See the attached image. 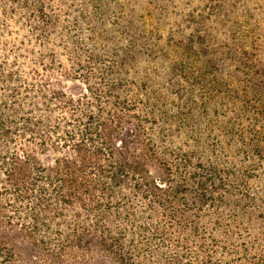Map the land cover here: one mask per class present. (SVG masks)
<instances>
[{
  "label": "trees",
  "instance_id": "trees-1",
  "mask_svg": "<svg viewBox=\"0 0 264 264\" xmlns=\"http://www.w3.org/2000/svg\"><path fill=\"white\" fill-rule=\"evenodd\" d=\"M10 1L35 18L41 39H49L54 20L42 1ZM106 46L109 65L78 73L76 81L86 87L77 97L46 80L38 89L27 85L21 99L0 93V264H19L21 258L26 264H63L58 260L73 252L104 255L118 264H131L128 254L144 253L153 264H191L180 251L197 238L200 220L213 217L204 212L217 208L227 179L188 155L170 160L174 127L181 132L192 118L184 111L190 98L177 95L168 102L146 91L136 99V83L114 74L128 70L136 49ZM91 75L99 81L93 83ZM0 84L13 86V75L0 72ZM226 239L231 252L242 250ZM169 248L174 254L160 261ZM199 253L203 259L194 264L213 259L211 251Z\"/></svg>",
  "mask_w": 264,
  "mask_h": 264
},
{
  "label": "rangeland",
  "instance_id": "rangeland-1",
  "mask_svg": "<svg viewBox=\"0 0 264 264\" xmlns=\"http://www.w3.org/2000/svg\"><path fill=\"white\" fill-rule=\"evenodd\" d=\"M39 1L54 20L49 39L37 34L30 13L0 0V72L12 74L15 81L9 87L0 84L1 95L21 99L27 85L37 84L38 89L46 80L67 97H77L86 87L76 81L78 73L109 65L106 45H133L132 64L114 74L136 83V99L146 91L150 98L168 102L177 95L190 98L184 111L192 118L181 125V132L174 127L167 146L170 160L185 154L227 179L216 196L217 208L204 212L213 217L200 220L197 238L180 251L182 259L194 264L205 250L213 256L204 259L206 264H264V0ZM94 53L98 59L93 60ZM76 65L84 66V72ZM63 68L70 77H64ZM96 77L90 76L93 83L99 81ZM167 110L173 113L169 103ZM55 113L60 117L58 109ZM231 195L242 201L235 203ZM226 238L242 250L231 252ZM173 254L174 248L165 249L160 261ZM151 256L128 254L125 260L153 264ZM23 259L18 263L26 264ZM58 262L119 261L73 252Z\"/></svg>",
  "mask_w": 264,
  "mask_h": 264
}]
</instances>
